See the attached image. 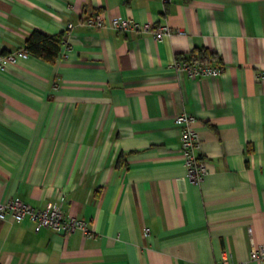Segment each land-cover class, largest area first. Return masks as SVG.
Returning <instances> with one entry per match:
<instances>
[{
    "label": "crops",
    "instance_id": "1",
    "mask_svg": "<svg viewBox=\"0 0 264 264\" xmlns=\"http://www.w3.org/2000/svg\"><path fill=\"white\" fill-rule=\"evenodd\" d=\"M35 30L64 45L54 63L30 54L0 70V202L61 204L90 235L0 220V264H217L226 251L264 264L250 259L264 244V0H0L1 52ZM204 48L220 76L168 68ZM183 112L208 166L199 184Z\"/></svg>",
    "mask_w": 264,
    "mask_h": 264
},
{
    "label": "built area",
    "instance_id": "2",
    "mask_svg": "<svg viewBox=\"0 0 264 264\" xmlns=\"http://www.w3.org/2000/svg\"><path fill=\"white\" fill-rule=\"evenodd\" d=\"M162 2L164 4H169L172 0H162ZM87 24L90 27L100 29L105 26V21L100 16H96L88 19ZM113 26L116 30L121 32H154L156 39L159 41L165 36H171L174 33L173 29L168 25L153 30L150 24H140L131 19L114 18ZM72 28L73 24H69L68 29L70 30ZM177 33L185 34V32L181 30H178ZM29 55L30 53L25 47L12 52L0 51V70L5 72L9 69V66L15 64L19 58ZM168 68L175 72H186L192 78L206 76L216 77L220 76L224 71L222 65H212L199 60L194 61L180 57L169 64ZM195 121L196 118L186 112L177 115L175 118L176 124L180 127V145L183 151L188 176L193 182L199 184L208 174V166L206 160L198 153V149L201 145V138L198 131L193 129ZM8 218H12L16 222L29 219L34 223L37 232L43 228H49L64 235H70L76 231H83L87 235H90L89 223L84 219L67 214L61 204L38 208L22 201L18 197H10L0 202V220H6ZM232 259V252L226 251L217 264H232ZM250 259L264 261V244L253 246ZM190 264L200 263L194 262Z\"/></svg>",
    "mask_w": 264,
    "mask_h": 264
},
{
    "label": "trees",
    "instance_id": "3",
    "mask_svg": "<svg viewBox=\"0 0 264 264\" xmlns=\"http://www.w3.org/2000/svg\"><path fill=\"white\" fill-rule=\"evenodd\" d=\"M63 45L64 33L50 36L38 30L33 31L25 42V48L30 54L40 57L50 63L56 61ZM216 58L217 56L213 52L204 48L197 50L188 60H199L204 63H209L208 61Z\"/></svg>",
    "mask_w": 264,
    "mask_h": 264
}]
</instances>
